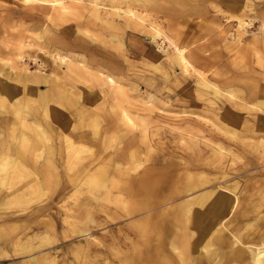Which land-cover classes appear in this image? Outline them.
Masks as SVG:
<instances>
[{"label":"rangeland","instance_id":"1","mask_svg":"<svg viewBox=\"0 0 264 264\" xmlns=\"http://www.w3.org/2000/svg\"><path fill=\"white\" fill-rule=\"evenodd\" d=\"M40 1L30 0L26 4L24 0H0V42H13L11 49L0 44V56L6 57L15 68L25 67L32 74L60 76L71 91L63 100L61 88L60 91L54 88L53 93V88L47 89L40 83L29 92L20 85L0 103V146L7 147L0 152V169L4 167L0 170V260L5 262L0 264H30V257L40 258L41 255L54 257L55 264H146L142 258L145 253L169 244V240L163 239L167 226L178 225V231H182L183 209L189 207L192 215L203 214V208L193 196L202 195L209 187L216 188V184L225 179L239 181L240 190H246L251 196L247 198L249 204L241 198L237 208L238 211L247 209L251 215L250 225L243 234L253 230L256 223L264 226V175L260 174L264 172V154L254 147V143L259 142V134L247 133L232 122L230 104L223 96L200 86L196 73L192 72L195 76L184 74L176 63L167 59L165 55L171 50L163 38L187 44V49L201 55L195 62L196 68L217 87L218 82H224L230 74H237L247 79L249 88L256 87L250 82L254 80L264 90V0H236L242 4L240 10L246 11L244 19L252 23L240 29V37L236 34V19L227 17L241 11L231 12L217 0H153L148 9L133 6L132 10L145 20L144 24L150 23L161 30L162 35L157 34L153 41L147 24L145 28L125 27L122 17L99 15L119 29L109 27L96 18L89 0H60L55 6L42 2L51 0ZM221 11L225 14L221 15ZM7 51L10 52L4 54ZM55 52L62 56L63 65L79 57L88 62L92 71L96 68L110 72L105 67L108 64L120 68L124 85L137 88L135 92L128 91L130 98L136 93L141 95L140 99L131 101L155 105L156 115L145 119V112L128 108L132 111L135 132L118 134L111 128L113 114L109 98L103 96L98 87L90 89L89 84L81 83L88 79L85 71L81 77L69 71L70 76H67L60 61L53 59ZM156 71L170 75L165 83L159 82L157 91L147 86L153 74L162 75ZM177 80L180 87L176 85ZM102 88L105 90L107 86L102 85ZM41 89L47 92L43 97L37 96L42 93ZM262 90L258 93L264 97ZM90 91L91 95L85 100ZM77 94L84 98L83 104L86 101L82 107L87 110L85 115L77 110ZM51 95L57 96L58 104L48 98ZM242 95H245L244 101L240 99L242 103L253 100L246 98L245 92ZM260 99L264 98L256 100ZM12 101L15 103L11 105ZM6 103L16 108H7ZM231 107L235 111V107ZM22 109L40 115L45 127L41 139L32 131L27 143L20 137L23 127L14 113L12 117V112ZM92 118L96 119V125L91 122ZM262 118L264 112L243 111L238 120L244 126L262 123ZM212 123L235 132L238 140L215 131ZM9 129H12L10 133ZM207 129L219 138L209 135ZM185 131L192 134L187 135ZM26 145L31 147L24 152L22 147ZM215 145L227 153L218 155ZM152 181L157 182L158 188L165 185L163 190L143 195V184ZM198 183L207 184L195 187ZM255 193L260 197L252 199ZM188 198L195 199V203L183 208L181 204ZM145 200L148 207L154 203L157 206L159 219L156 221L162 223L163 228L147 231L151 243L142 247L136 242L139 231L143 228L146 233L154 222L141 223L142 215L133 213L132 209ZM212 200L208 199L207 208ZM201 215L197 219L199 227L190 229L194 237L200 233L201 238L191 240L187 251L184 241L179 240L180 233L174 230L177 248L193 257L196 264L209 230V216L204 215L202 219ZM226 233L229 240L230 234ZM10 234L13 237L4 241ZM222 249L227 250L225 245ZM217 264H227V259L222 257Z\"/></svg>","mask_w":264,"mask_h":264},{"label":"bare ground","instance_id":"2","mask_svg":"<svg viewBox=\"0 0 264 264\" xmlns=\"http://www.w3.org/2000/svg\"><path fill=\"white\" fill-rule=\"evenodd\" d=\"M31 1L35 2V1H40V0H31ZM151 1H153V0H89V2L92 4V12L97 15L96 18L100 19L99 15H103V16H106V17L109 16V15H117V16L122 17V18L125 19V21H126V23H124L125 27H133V28L134 27H138V26H144V28H145L146 24H147V22H146V24H144L145 20L140 15L136 14L132 10L134 8L133 6H137L138 5V7H141V8L144 7L145 9H148V5L151 4ZM209 1L210 2H214V0H209ZM217 1L223 2L227 6V10H229L231 12H240L241 11L240 9L242 7V4L240 2H238V1H236V0H232V1L217 0ZM24 2L26 4H28V3H30V0H24ZM42 2L48 3L51 6H55L56 4H58L60 2V0H51V1H42ZM214 7L217 10H219L218 5L217 6L215 5ZM160 8L161 7H158V9H160ZM220 13H221V15L225 14L222 11ZM245 15H246V11L243 10V11H241L240 14H236V15H232V16L228 15L229 17H227V18L236 19V23L238 25L237 26L238 28L236 30V34L239 37H240V32H241L240 29L243 26H249V25L252 24L249 19L248 20L244 19L246 17ZM100 20L103 21L109 27L115 28V30L119 29L117 27V25L114 26L113 23L108 21L107 18H103L102 17V19H100ZM262 23H264V22H262ZM147 25L149 26L148 28H150L149 29L150 39L152 41L155 40V36L157 34L158 35H162L161 32H160L161 30L159 31V29L156 28L154 25H151L150 23L147 24ZM139 30H141V29H139ZM173 30H174V28H173ZM262 31H264V29H262ZM163 38L165 39V41H167V43H168L167 46L170 47V50H171L170 54H168V52H167V54L165 53L166 54L165 56L167 57V59L169 58L171 60V62L176 63V65L180 67V70H182V72L184 74H187L189 76H193V75L195 76L194 73H196V76H199V78L197 80V83L200 86L205 87L207 89L213 90L214 94L219 95V96H223V98H225L229 102L230 107L231 106L235 107V111L233 110L232 107L231 108L229 107L230 115H231L229 117H232L230 119L232 120V122H235V124L237 126L243 127V130L245 132H247V133L256 132V133L259 134V135H257V137L259 139V142H255L254 143V147L257 150H260L262 154H264V120H262V123L254 122V123H252L250 125L249 124H245L244 126H242L240 124L239 120H238L239 116L241 115V113L243 111H246V112H251V111L264 112V99H260L254 104L242 103V101H244V99H245V95H242L241 91H236L233 88L220 89L215 84H213V83L209 82L208 80H206L204 78V76L200 74V71L196 68L195 62H196V60L201 59L200 58L201 55H198L195 51H192L191 49H187L188 48L187 44L180 43L179 41H176L177 43H174L175 41L172 42L166 36H164ZM113 39H115V38H113ZM12 43H13L12 41L9 42L7 40H5L4 42L3 41L0 42V44L3 46V48H7V49H11L10 45ZM114 44H116V43H114ZM119 44H121V43H119ZM115 48H116V46H115ZM0 50H2V49H0ZM9 52L10 51H7L4 54L7 55V53H9ZM15 55H16V53H15ZM53 55H54L53 59L56 62L60 61L59 62L60 67L62 66L63 69L65 68L67 70V71L65 70V72L67 73V76L69 75L68 74V71H69V72H73L76 75H78L79 77H81V75L85 71L87 73V75H88V79L85 78V82L83 81L81 83L83 85H86V86H87V84H89V88L90 87H98L100 89V92L103 94V96H106L107 99L109 98V103L111 104L110 105V111L113 114L112 115L113 116V119H112L113 122H112L111 128L115 129V131H117L118 134H120V135H122L121 133H124V134L132 133L133 134V132H135L134 131L135 130V127H134V123L135 122H134V118L131 115L132 111L128 110V108L129 109H134V110H137V111H140V112H145V117H144L145 119L146 118L152 119L153 116L156 115V111L155 110H157V108H156L155 105H154L155 107L153 105H150V104L148 105L147 101L146 102H140L139 100L131 101L134 98L135 99H140L141 95L136 93L135 96H133V99L130 98V96L128 94L129 93L128 91L135 92V91H137V88L135 89L134 87H131L130 85L129 86L127 85L128 87H126V85H124L123 81H124L125 78L120 76V74H121V71H120L121 69L120 68H118L116 66H113V65L112 66L108 65V66H105V67L108 70H110V72L102 71V69H96V68L92 71L90 66H89V64H88V62L83 60V58L78 59L79 58L78 57V58L73 59L71 62L68 60L66 62V64L63 65L61 63V60H62L61 57L62 56L60 57V53L55 52ZM5 58L0 56V103H3L4 101H6L9 98V95L13 94V91H14L13 89H15V87L18 88L20 85L24 86V89L30 92L31 90H33L37 86L36 84L42 83V84L46 85L47 89H52L53 88V93H55L54 90H56V89H58V91L62 90L63 93L60 94V95H62V96H60V98L62 97L63 100H64V97L66 96V94H68L67 96H69L70 91H71L70 90L71 87L69 88L68 85H64V83L60 79V76H57V75L52 73L51 77H48V76H46L44 74L43 75L40 74V72L37 73V74H34V73L32 74L29 71H27V68H25V67H22V68L16 67L15 68L14 64L9 62L8 60H5ZM64 58L65 57H63V59ZM258 59H259V57H258ZM262 63H264V62H262ZM192 72H194V73H192ZM66 73H65V75H66ZM70 74H72V73H70ZM87 75H86V77H87ZM75 82H76V80H75ZM233 82L234 81H229V84H232ZM239 84L241 85V81H240ZM102 85L103 86L106 85L107 88L104 90L102 88ZM54 88H56V89H54ZM36 89L38 90V88H36ZM42 91H45V90L41 89V92ZM37 92H36V94H37ZM91 93H92V91H90L88 93V96L87 95L85 96V100L87 98H89ZM46 94H47V92H45V93L42 92L41 94H39L37 96L43 97V95H46ZM29 95H28V97L31 98V96H29ZM18 96L20 98V95H18ZM18 96L16 98H18ZM103 96H101V97H103ZM33 97H36V95H33ZM51 97H52V95L49 96L48 98H50V100H53L52 103H57V99H56L57 96L55 98L54 97L51 98ZM257 97L258 98H264L259 93H257ZM48 98L46 100H48ZM69 98H68V100H69ZM240 99H242V101ZM75 100H76V103H77V106H76V104H75V106L78 107L77 108L78 112L80 113V115L81 114L85 115L87 110H86V108L83 109L82 107H84V105H86V101L83 104L82 102H83L84 98H81L80 95H78V94L76 95ZM75 100H73V101H75ZM236 100H238V101H236ZM48 102L51 103V101H48ZM63 102H61V104ZM7 103L10 104L9 101ZM7 103H6V105H7ZM13 103H15V102L12 101L11 105ZM79 103H81V105ZM136 103L137 104L140 103L144 107H141L142 105L141 106H137ZM41 104L43 105V103H41ZM72 104H74V103H72ZM11 105H9L10 108L11 107L13 108V106H11ZM14 105H16V104H14ZM9 106L7 105V108ZM41 107H44V106H41ZM15 108H13V109H15ZM0 109H2V107H0ZM13 109H12V111H13ZM80 109H82V110L80 111ZM9 110L11 111V109H9ZM43 110L44 109H42L41 111H43ZM46 110L44 111L45 114L47 113ZM13 113H14V117L19 119V121H20V123L22 125V126L21 125H19V126L23 127L22 132H21L22 136H20V137H24L25 138V140H23V141H25V143H27L26 141H28L30 139V134L29 133L31 131L32 132H36L37 135H40V134L43 135L44 134V128H45L43 126L44 122L42 123V121H41L42 119H40V115L36 111H32V110H29V109H28V111L25 110V109H22L20 111L14 110V112H12V117H13ZM262 119H264V118H262ZM94 120H96V119H94ZM94 120L92 118V121L91 120L90 121L93 122ZM19 121H17V122H19ZM9 123H11V122H9ZM94 124H95V121H94ZM17 125H15V126H17ZM211 126L213 128H215V131H217L219 133H222L224 135L227 134L226 136H228L230 139L238 140V135L235 132L227 130L222 125H217L215 123H212ZM11 130L9 129V133H10ZM142 130H144V128H142ZM142 130H140V132ZM184 133H186L187 135H191L192 134V133L187 132V131H185ZM207 133L209 135H211L212 137H214V138H219V136L215 132H212L210 129H207ZM9 135H11V134H9ZM41 135L38 138H40ZM45 135H46V133H45ZM182 137H184V135ZM16 140H19V139H16ZM185 141H187V140H185ZM185 143H184V145H185ZM17 144H20V140H19V142ZM21 144H23V142ZM180 145H182V144H180ZM192 145H194V144H192ZM68 146H69V144H68ZM29 147H31V146L30 145L23 146L22 148L25 149V151L24 150L23 151L27 152L29 150ZM42 147H43V145H42ZM190 148L192 149V147H190ZM6 149H7V147L5 145H1L0 146V152L1 151H5ZM214 149L216 150L217 154L220 155V156L223 155L224 153H227L223 148H221L218 145H215ZM39 150H38V152H39ZM10 151H11V149H10ZM34 152H36V151L34 150ZM14 155L15 154H13V156ZM12 160H15V159H12ZM189 160L191 161V158ZM10 161H9V164H10ZM16 162H15V164H16ZM1 164H2V162H1ZM3 166H5V164ZM21 167L22 166H20L19 168L22 169L23 167L22 168ZM2 169H0V170H2ZM260 174L264 175V172H261ZM28 176L29 175H27V177ZM216 179H219V177L218 178L215 177V180ZM153 181L149 182V184H147V185L143 184V186H144V189H143L144 192L142 191L143 195L145 193V196H148L152 192H155V194H158V193H160L159 189L163 190L165 185L162 184L158 188L157 182L154 183ZM206 184L207 183H198L197 185H195V187H200L201 185H206ZM240 186L241 185H240L239 181H232V179H230V180L229 179H225L224 181L219 182L218 184H216V188L209 187L208 191H205L202 195L193 196L198 201L197 204L203 208V214L201 215V213H199V212L197 213L196 212V213H193V215H192V209H190L189 207L186 208V209H183L181 211V217L184 216V219H183L184 223H183L182 231H180V232L178 231V229L180 230V226H178V225L174 226L173 224H171L173 227L167 226L165 228V235H164L163 239L166 238V240H169V244L166 243L165 246H162L161 248H157L155 250L148 251V253H145L142 256L144 262H146V264H150V263L151 264H196V260L192 259L193 257L191 258V256L188 253H184L183 250H179V248H177L176 242L174 241V239H175V231L180 233L179 234V240L180 241H184V243H185V245L187 247V249H185V251H187L188 247L191 246V245H189L191 240L195 239L196 241H198L201 238V234L200 233H198L197 236L194 237L195 235H194L193 231L190 230V229L199 227V223L197 222V219L199 218L200 215L202 216V219H203V216L206 215V216H209L208 220H207V224L209 225V230H207V232H208L207 237L206 236L204 237L205 239L207 238V242H205L204 246L200 247L202 249V251H203L202 253L205 252V254L203 256L202 253H200L201 258L197 259L198 260V264H217L218 261L222 257L224 259H227V264H264V226L259 227L260 224L256 223L255 226L253 227V230H250L249 232H246L245 234H243V230L247 226L250 225V223H249L250 218L249 217L251 215L249 214L247 209H245L243 211L242 210L238 211L237 208L239 207V203H240V199L241 198H245L246 204H249L250 200H247V198L251 197V196L249 194H246V190L244 192H243V190L241 191L240 190ZM262 188H264V187H262ZM259 189H260V186H259ZM254 191L256 192V190H254ZM255 194H254L255 197H252V199L260 197L259 194H257V193H255ZM209 198L213 199V200L209 204L211 206L209 208H207L206 206H207V201H208ZM195 199L188 198L181 205L184 208V206L186 204L195 203ZM146 201L147 200L140 201L132 209L133 213H137L138 215L139 214L142 215L139 218V221L141 223H146L147 222V224H148V222H150V221L152 223L154 222L153 223V227L151 228L149 226L150 228H149V230H146V233H147V231H150V230L151 231L152 230H159L160 231V229L162 230V228H163L162 223L156 221L157 218L159 219V217L157 216L159 214V210H157L158 209L157 206L154 203V205H152L151 207H148V204H147ZM159 204H160V207H161L162 204L161 203H159ZM149 212H151L152 215H150ZM147 213H148V218H146V214ZM143 230H144L143 228L140 229L139 234H138L137 239H136V242L138 243L137 245H141L142 247L143 246H147L148 244L151 243L150 240H149V234L148 233L146 234L145 231H143ZM195 230L199 231L200 229H195ZM227 231L230 234V236H229L230 239L229 240L226 239V234H227L226 232ZM13 232L14 231H12V233ZM12 237H13V234L6 235L5 238H4V241H6L8 239H11ZM158 238L160 239V235H158ZM205 239H204V241H205ZM1 241H2V239L0 238V242ZM224 245L226 246L227 250L222 249L224 247ZM242 246H244V247H242ZM13 261L14 260H10V262H13ZM28 261H29L30 264H55L54 257L48 256V255H41L40 258L30 257ZM0 263H5V262H4V260H0Z\"/></svg>","mask_w":264,"mask_h":264},{"label":"crops","instance_id":"3","mask_svg":"<svg viewBox=\"0 0 264 264\" xmlns=\"http://www.w3.org/2000/svg\"><path fill=\"white\" fill-rule=\"evenodd\" d=\"M164 71L166 72V70H164ZM157 73L158 74H162V75L159 76L156 73L153 74L152 80H151L152 82H150L149 85H147L151 89L153 88L155 90L157 89V86H158L159 82L160 83H165L166 80H168V78L170 77V75L168 76V73H166V74L159 73V72H157ZM252 74L254 75L255 73H252ZM256 75H257V72H256ZM229 81H234V82L232 84H229ZM240 81H241V85L239 84ZM176 82H178V84H176V85L180 87L179 80H177ZM246 82H247V79L240 78L237 74H236V76L234 74H230L228 76V78H226V80L224 82H218V86L220 87V89L233 88L236 91L245 92V93H247L248 96H250V97L246 96V98L253 99L251 102H247V103L254 104V103H256L258 101V100H256L257 99V93H258V91L262 90V87L258 84L259 82L251 80L250 82H252V84H254L256 87L249 88L247 86ZM176 85H174V86H176ZM262 91H264V90H262ZM250 94H252V95H250Z\"/></svg>","mask_w":264,"mask_h":264}]
</instances>
